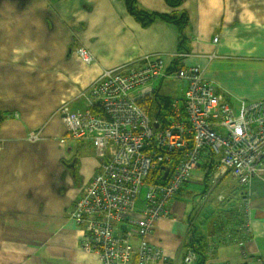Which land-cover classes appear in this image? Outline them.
Instances as JSON below:
<instances>
[{
  "label": "crops",
  "instance_id": "1",
  "mask_svg": "<svg viewBox=\"0 0 264 264\" xmlns=\"http://www.w3.org/2000/svg\"><path fill=\"white\" fill-rule=\"evenodd\" d=\"M135 7L181 20L183 40L166 20L142 26L125 0H0V264H100L80 249V228L67 215L101 159L88 142L66 136L57 110L82 109L78 94L103 70L160 53L168 76L155 82L158 95L181 102L185 85L173 73L198 66L230 107L264 101V0H180L176 8L135 0ZM33 132L38 138L29 140ZM217 164L202 152L167 206L170 218L147 236L166 257L157 264H185L192 241L205 254L201 264H264V168L241 187ZM242 197L249 233L236 216Z\"/></svg>",
  "mask_w": 264,
  "mask_h": 264
},
{
  "label": "built area",
  "instance_id": "2",
  "mask_svg": "<svg viewBox=\"0 0 264 264\" xmlns=\"http://www.w3.org/2000/svg\"><path fill=\"white\" fill-rule=\"evenodd\" d=\"M77 54L86 65L94 62L86 49ZM167 76L163 54H148L139 65L103 70L78 94L82 109L64 104L57 110L67 137L88 142L101 159L67 215L80 226V249L95 254L100 264L166 261L163 249L147 236L156 222L170 218L167 206L191 178L203 151L218 158L215 171L230 174L241 187L264 168L263 100L232 108L220 100L200 67L180 68L173 79L185 85L182 101L171 100L170 115L160 124L151 121L150 106L158 94L155 82ZM37 138V132L28 136ZM162 167L168 168L165 180ZM151 175L161 181H150ZM248 205L242 197L236 208L245 233L250 229ZM194 256L188 252L185 262Z\"/></svg>",
  "mask_w": 264,
  "mask_h": 264
},
{
  "label": "trees",
  "instance_id": "3",
  "mask_svg": "<svg viewBox=\"0 0 264 264\" xmlns=\"http://www.w3.org/2000/svg\"><path fill=\"white\" fill-rule=\"evenodd\" d=\"M126 5L128 7V10L130 14L134 17L135 20H137L142 26H147L154 18H159L166 20L168 22H171L179 27V32H180V41L183 40V33H182V28H183V22L181 20L175 19V18H170L165 15H158V14H150L146 13L140 10H137L135 7V0H125ZM166 4L171 7V8H176L180 4V0H164ZM171 100L168 97L165 96H160L158 94L155 95V98L152 100L151 106H150V117L151 121H157L158 123L162 124L166 118L169 117V106H170ZM2 116L0 115V122L2 120ZM155 179L161 181V178H156L155 175H151L149 177L150 181H154ZM194 240V239H193ZM193 242V241H192ZM190 243L189 247L191 251L195 255V259L191 263H186L184 260L185 264H201L199 263L203 259V253H201L200 249H196L194 247V243ZM206 252V249H204ZM203 250V251H204ZM185 259V258H184Z\"/></svg>",
  "mask_w": 264,
  "mask_h": 264
},
{
  "label": "water",
  "instance_id": "4",
  "mask_svg": "<svg viewBox=\"0 0 264 264\" xmlns=\"http://www.w3.org/2000/svg\"><path fill=\"white\" fill-rule=\"evenodd\" d=\"M153 126H154L155 128H157V123H154ZM162 169L165 171L162 180H165V179H166V176H167V173H168V168H167V167H162Z\"/></svg>",
  "mask_w": 264,
  "mask_h": 264
},
{
  "label": "rangeland",
  "instance_id": "5",
  "mask_svg": "<svg viewBox=\"0 0 264 264\" xmlns=\"http://www.w3.org/2000/svg\"><path fill=\"white\" fill-rule=\"evenodd\" d=\"M143 194H144V190L142 191V194H141V200H142ZM139 205H140V203L138 202L137 207H139Z\"/></svg>",
  "mask_w": 264,
  "mask_h": 264
},
{
  "label": "bare ground",
  "instance_id": "6",
  "mask_svg": "<svg viewBox=\"0 0 264 264\" xmlns=\"http://www.w3.org/2000/svg\"><path fill=\"white\" fill-rule=\"evenodd\" d=\"M61 116V115H60ZM62 120V119H61ZM67 136V135H66ZM77 225V224H76ZM78 227H80L79 225H77Z\"/></svg>",
  "mask_w": 264,
  "mask_h": 264
}]
</instances>
